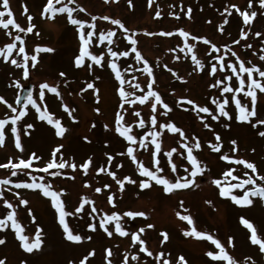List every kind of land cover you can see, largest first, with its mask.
Listing matches in <instances>:
<instances>
[{"label":"rangeland","instance_id":"obj_1","mask_svg":"<svg viewBox=\"0 0 264 264\" xmlns=\"http://www.w3.org/2000/svg\"><path fill=\"white\" fill-rule=\"evenodd\" d=\"M66 2V0H65ZM45 0H10V7L14 13V18L22 27L27 26V15H32V23L36 25L33 33H20L25 41L26 51L31 55L33 49L37 46L52 47L55 51L52 53L41 52L38 55V63L35 68L31 67L29 62L30 76L28 80H23L22 69H17L9 63H5L0 59V96L4 97L8 102L15 101L20 96L21 89L28 85H32L33 98L37 103L46 106L49 112L53 113L56 118H60L62 123L68 128V132L64 137H56L54 129L47 125L46 122L40 121L38 114L30 105L27 106V115L23 117L17 124L21 137V143L24 152L21 153L14 146V137L10 133V125L5 126V144L0 147V163H6L11 157L15 162L17 158H27L32 152L37 153L42 159L34 162V167H42L49 159L52 150L59 144H63L61 149L64 159L73 161L78 165L89 156L93 158V165L89 168L88 175L84 176L82 170L73 172L72 169L66 168L61 170L63 174L50 177L42 172H35L34 175L45 176V182L51 181L54 190H65V195L61 198L65 201V207L68 211H73L82 196H87L94 201L98 213H111L117 211L123 213L129 210L144 211L146 219L137 217L134 220L127 217L122 218V224L129 232L137 230L148 223L154 225V228L147 229L142 235L146 241V246L153 252V257H148L144 253L139 252V246H133L130 236L121 237L114 232L112 237H108L102 230L91 232L87 228L90 217L87 215L89 206L85 205L84 211L78 217H69L70 226L81 235H91L92 240H84L81 244H71L64 240L62 230L58 226L55 210L51 207L50 198L43 197L39 190L15 189L13 185L4 187V198L16 205L17 198L14 193L19 191L21 197L29 200V205L17 206V218L25 229L26 235L30 237L34 235L36 226L39 225L43 229L42 239L44 244L41 250L34 251L32 254L25 253L19 247V241L15 237L14 231L9 228L0 232V237L5 238L6 243L0 245V258L5 259V264H79V260L83 258L89 251L95 250V255L89 257L86 264H106L105 249L111 248L113 256L111 257L113 264H121L123 256L129 255V264H156L155 256L159 252H164L165 259L170 264H176L180 255L185 256L189 264H216L205 256V252L209 250L218 251L209 241L183 236V230L189 226L187 222L180 220L176 213L191 214L194 218L195 226L198 230L208 232L218 238L225 245L230 255L238 261V264H245L246 257H252L256 264H264V254L258 253V246L252 245L248 240V230L239 223V217L243 215L250 219L258 228V231L264 234V203L259 198H253L254 204L251 207L240 208L231 203L230 200L218 196V189L212 180L222 178V172L229 167H234L236 172L234 175L243 177L246 169L240 165H229L226 161L220 159L221 155H230L237 158H244L257 164L260 174H264V137L258 135V131H264V126L252 128L246 123L235 120L234 104L230 103L228 111L233 115L232 120L221 118L219 121H213L207 114H199L204 116L205 120L211 125L210 129L203 127V122L199 119L196 112L191 110L188 105H179L177 100L180 97H188L193 99L202 106L214 108L211 104L212 98H220L217 89L209 88L208 85L213 83L214 78L207 75V68L211 61L210 56H206L205 45L202 42L197 43L198 58L205 62V72H193L194 65L189 58H185L183 53L169 52L168 49L175 48L181 43V38L177 35L172 37H163L159 35L146 36L144 31L159 33L160 31H174L183 28L192 34L205 36L212 42L221 47L224 52L227 48L236 51L237 54L245 61H250L258 66H264V61L259 56L264 54V35L259 37L252 35L257 31L264 34V9L260 8L258 0H253V9L258 15L253 21L250 28L242 23V18L231 9V15L224 11L230 5L235 4L241 11L249 10L247 8L248 0H152L149 6L148 0H133L130 8L127 0H118V2L105 3L104 0H76L86 9L84 13L76 12L74 16L90 21V15L110 16L120 19L126 27L137 32L138 50L149 60L153 67L156 83L154 89L162 96L163 100L169 104L172 111L167 116L163 115V109L158 106L156 113L159 123L174 122L189 137V142H193L191 138L194 136L199 139L201 148L194 150L201 161L202 166L206 165V171L202 176L198 175L196 184L199 187H190L185 190H176L172 194H165L162 186L155 185L151 189L141 190L138 183L135 185L125 184L123 191L112 180L107 173H97L95 168L104 166L106 162L105 153L114 156L110 170L117 173V178L122 179L123 176H131L138 182L141 179L136 171V166L126 155L125 142L122 138L114 135L111 131L103 129L104 124H108L111 128L114 123L115 112L118 111V95L116 93L117 82L114 80L110 69L107 67L99 68L93 65V70L89 72L86 67L77 69L74 65V57L78 54L79 41L75 26L70 25L67 21L66 14H57L54 20L43 19L40 11ZM28 8V13L23 12L24 7ZM59 6V5H57ZM75 7V4L70 5ZM192 9L191 19L184 13L188 8ZM2 10V8H0ZM160 12L161 15L156 17L155 13ZM169 13L178 14L170 15ZM223 14V15H222ZM227 17L229 23L224 25V31L218 30V25L222 24L223 19ZM7 19V17H5ZM97 31H108L110 28L116 29L115 43L112 45L114 50H129L127 41L122 36V30L117 26L111 25L108 21L97 20ZM241 29L249 31L247 40H241L239 32ZM9 30L16 34V30ZM87 30V29H86ZM4 30L0 28V47L4 43L10 42L9 37L5 35ZM38 31L39 36L35 35ZM233 40H240V44H233ZM191 42V41H190ZM106 43V42H105ZM251 44V48L245 47V44ZM227 45V48L223 46ZM19 46V43H18ZM105 45L96 46L95 41L90 47V51L99 54L105 51ZM209 51H211L209 49ZM15 56V51L13 53ZM181 56L180 60L172 59L173 56ZM134 54H130L128 58H121V67L126 66L124 60L128 64H133L135 68L142 67L136 64ZM108 59L105 55V61ZM228 59V57H226ZM234 60V58H232ZM90 62L86 58V64ZM167 65L172 68L177 75L182 76L183 80H177L164 67ZM63 71L66 75L61 77L59 73ZM127 77L137 76L141 86L144 87L146 74L139 72H130L125 74ZM99 77V79H97ZM221 78V73L216 74L215 79ZM14 79H19L23 87L16 89L12 84ZM42 82L58 87L61 93L57 97L53 93L46 91L45 98L40 101L38 98V86ZM93 83L99 89V103H97L92 90L89 89L81 93L80 89L86 87L87 83ZM234 83V82H233ZM139 94V93H138ZM228 95V94H225ZM242 102H247L243 100ZM67 104L70 109H75L74 115L78 117V122L73 123L64 111L62 105ZM18 109L24 107L14 105ZM99 107L101 114L97 115L93 109ZM189 109V110H185ZM9 110L4 104H0V118ZM258 116L264 118V95H259L257 105ZM150 109L141 106V115L147 120ZM126 120L131 117L126 116ZM26 123H33L35 127L25 133L24 127ZM95 124V128L92 124ZM228 124L229 127H224ZM144 130L134 127L133 132L137 136L141 135ZM214 133L221 136V152H213L209 147V143H215ZM88 136L91 143L83 141L82 137ZM235 139L238 144V151H231L232 145L230 141ZM105 140L108 141L107 146ZM162 152L158 158L160 165L164 171L162 175L169 179L173 178L167 163V157L164 152L171 147L179 149L178 134H173L164 130L161 137ZM254 150V151H253ZM119 153H125L120 155ZM137 157L142 160L145 166H151L152 159L148 151L138 150ZM59 158V154H58ZM173 162L178 165V173L183 175V164L187 162L183 157L173 154ZM117 164L123 165L117 167ZM53 171V170H50ZM74 176L75 179L71 177ZM9 178L13 181L17 179L29 180L23 173L19 177H11L8 169H0V178ZM87 180L91 187H84V181ZM231 180V178H229ZM235 183V181H231ZM107 183L110 188L104 189L103 185ZM259 183V181H258ZM95 187H101L102 191L96 193ZM12 188V191H7ZM236 194H242L241 190H235ZM111 194L114 197L116 207L113 208L107 202V196ZM212 201L211 204L206 201ZM183 201V208L180 202ZM30 208L32 214L36 217L33 222L28 216L25 208ZM184 209H188L184 213ZM4 210L2 200H0V213ZM110 230H114V225H109ZM161 232H167L169 240L162 241ZM233 237L234 246L227 244V238ZM139 255V261L131 260V255ZM225 264V262H220ZM250 264V262H249Z\"/></svg>","mask_w":264,"mask_h":264},{"label":"snow or ice","instance_id":"obj_2","mask_svg":"<svg viewBox=\"0 0 264 264\" xmlns=\"http://www.w3.org/2000/svg\"><path fill=\"white\" fill-rule=\"evenodd\" d=\"M105 3H109L110 0H104ZM111 2H118V0H111ZM260 8L264 9V0H258ZM129 7H132L133 0H127ZM149 6L152 4V0H148ZM75 4V7L70 5ZM59 5V6H57ZM0 28L8 30L5 35L10 39V42H6L0 47V59L3 62L9 63L15 66L17 69H22L23 80H28L30 76L29 72V62H31V67L35 68L38 63V55L43 53H52L55 50L52 47L37 45L33 49V53L30 55L25 48V41L20 33H33L36 25L32 23L33 16L27 15V26L22 27L16 22L14 18V13L10 7V0H0ZM247 8L249 10L241 11L237 5L232 4L224 11L231 15V9L235 11L242 18V23L245 26L252 25L253 21L257 17L258 13L253 9V0H248ZM86 9L80 4L76 3V0H45L42 5L40 16L43 19L54 20L57 14H66L67 21L70 25L75 26V30L78 35L79 48L78 54L74 57V65L77 69L85 68L91 72L93 70V65L110 69L114 80L117 82L116 93L118 95V111L114 115V123L110 128L108 124H104L102 127L105 131H111L114 135L122 138L125 142L126 155L130 158L131 162L136 166V171L140 177L146 179H141L139 182L133 179L131 176H123L122 179L117 178V173L110 170V165L114 159V156L110 153H105L106 162L104 166L95 168L97 173H107L108 176L115 181L116 185L119 186L120 191H123L125 184L135 185L138 183V187L141 190L151 189L153 182L155 185L162 186V191L165 194H172L176 190H185L190 187H199L196 184V178L198 175L202 176L206 171V165L202 166L201 161L198 159L197 155L194 154V150L201 148V143L198 138L192 137L193 142H189V137L185 132L178 127L174 122L159 123L157 119L158 106L162 108L163 115L167 116L172 108L166 103L160 93L154 89V84L156 83V78L154 76L153 67L150 65L149 60L146 59L140 50H138V39L137 32L135 30H130L125 24L118 18H112L110 16L104 15L97 17L96 15H90V21L76 18L74 13H84ZM25 14L28 13V8L25 6L23 9ZM192 9L189 7L184 13L189 19H191ZM170 15H176L179 19L178 14L169 13ZM156 17L161 15L160 12L155 13ZM223 15V14H222ZM7 17V19H5ZM108 21L111 25L117 26L118 29L122 30V36L127 41L129 50H114L112 45L115 43L114 37L116 36V29L110 28L108 31H97V20ZM229 20L227 17L223 19L222 24L218 25V30L220 32L224 31V25H227ZM15 29L16 34L9 28ZM87 29V30H86ZM39 32L36 31L35 35L39 36ZM146 36L159 35L163 37H172L177 35L181 38V43H179L175 48L168 49L169 52H177L184 54L185 58H189L194 65L193 72H205V62L198 58L197 55V43L202 42L205 45L204 52L206 56L211 57V61H216L215 63L209 62L206 74L213 77V83L209 84V88L217 89L220 94V98H212L211 104L214 108L209 106H202L198 104L193 99L188 97H180L177 100V104L183 106L188 105L191 110L196 112L199 119L203 122L205 120L204 116L199 114H207L213 121H219L222 117L227 120H232L233 115L227 110L230 103L234 104L235 108V120L241 123H246L252 128H257L258 126H264V118L258 116L257 105L259 95H264V66H258L250 61H245L242 59L236 51L231 48H227L226 51L222 52L221 47H218L216 43L212 42L209 38L205 36L195 35L183 28H178L174 31H160L159 33L144 31ZM254 36L264 35L257 31L252 33ZM241 40H247L249 36V31L241 29L239 32ZM97 47L104 44L105 51H101L99 54H94L90 51V47L93 42ZM191 41V42H190ZM106 42V43H105ZM19 43V46H18ZM233 44H240V40H233ZM245 47L251 48V44H245ZM209 49L211 51H209ZM15 51V56L13 55ZM130 54H134V61L136 64H141L142 67L135 68L133 64H128L127 60H124L126 66L121 67V58H128ZM105 55L108 59L105 61ZM228 57V59H226ZM86 58L88 61L86 64ZM234 58V60L232 59ZM174 60H180L181 56L175 55L172 57ZM261 61H264V54L259 56ZM167 71L171 73L177 80H183L184 78L177 75L172 68L164 65ZM130 72H139L141 74H146V80L144 81V87L141 86V82L138 81L137 76L132 75L130 78L125 74ZM220 72L221 78L215 79L216 74ZM61 77L66 74L61 71L59 73ZM99 79V77H97ZM234 82V83H233ZM10 86L16 89H21L23 85L19 79H14ZM91 89L97 103H99V89L91 82L86 84V87L80 89L81 93L86 92ZM53 93L57 97H60L61 93L57 86L50 85L47 82H42L38 86V98L43 101L45 98V93ZM139 93V94H138ZM228 94V95H225ZM247 100V102H242ZM23 103L24 107L19 109L14 105H19ZM0 104H4L9 110L4 114L3 118H0V147L5 144V126L10 125V133L14 139V146L21 153L24 152V147L21 143V137L18 131V122L27 115L28 108L30 105L32 109L38 114V119L42 122H46L54 129V135L56 137H64L68 132V128L62 123L60 118H56L53 113L49 112L46 106L37 103V100L33 98V92L29 90L24 96L23 101L19 96L16 97L15 101L10 103L4 97L0 96ZM141 106H146L150 109V114L147 120L141 115ZM64 111L67 113L68 117L73 123L78 122V117L74 115L75 109H70L67 104L62 105ZM186 111L189 109H185ZM93 111L97 114H101V109L96 107ZM126 116L131 117V120H126ZM95 124L92 127L95 128ZM147 126V130L143 131L141 135L137 136L134 134V127L144 130ZM35 127L33 123H26L24 127L25 133ZM203 127L210 129L211 125L207 122H203ZM224 127H229L225 124ZM164 130L169 133L178 134L179 137V149L177 147H171L169 150L164 152V155L168 158L167 163L169 165L170 171L173 174V178L169 179L167 176L162 175L164 171L163 167L160 165V160L158 158L159 154L162 152V140ZM260 137H264V131H258ZM215 143L210 142L209 147L213 152H221V136L218 133H214ZM83 141L86 143H91V139L88 136L82 137ZM108 141L105 140V145L107 146ZM232 145L231 151L233 153L238 151V144L235 139L230 141ZM64 147L63 144L57 145L50 154V159L42 167H34L35 161H40L42 158L35 152H32L27 158H17L14 162L11 157L7 159L6 163H0V169H8L10 171L11 177H19L20 173H23L25 177L29 180L17 179L13 181L7 177L0 178V200H2L4 210L0 213V232L11 228L14 231L15 237L19 241V247L28 254H32L34 251H39L44 244L43 229L37 225L34 235L31 237L24 234L25 229L21 222L17 218V206L29 205V200L21 197L19 191L14 193L17 198V203L14 205L8 199L4 198V187L13 185L15 189H27V190H39L40 194L45 198H50L51 207L55 210L56 219L58 226L62 230V236L64 240L70 242L71 244H81L84 240L91 241V235H81L76 232L72 226H70L69 217H78L85 209V205L89 206L87 215L90 217V221L87 223V228L91 232H97L102 230L108 237H112L114 232L121 237L130 236L133 246H139V252L146 254L148 257H153V252L146 246L145 239L142 235L145 233L146 228L152 229L154 225L151 223L146 224L143 227H139L137 230L129 232L122 224V218L127 217L129 219H135L137 217H146L144 211L129 210L122 214L117 211H112L109 213H98V209L95 207L93 200L87 196H82L78 202V206L74 208L73 211L66 210L65 201L61 198L64 196L65 190H54L51 181L45 182V176L34 175L35 172H42L50 177H56L61 174V170L69 168L73 172L82 170L84 176L88 175L89 168L93 165V158L89 156L87 159L83 160L79 165L73 161L64 159L61 149ZM148 151L152 164L151 166H145L142 160L137 157L138 150ZM254 151V150H253ZM59 154V158H58ZM124 155L125 153H119ZM173 154H177L183 157L187 162L183 164V175L178 173V165L173 162ZM220 159L226 161L229 165H240L243 166L246 171L243 172V177L240 175H234L236 169L234 167H229L226 171L222 172V178L213 179L211 182L218 189V196L231 201L237 207L246 208L251 207L254 204L253 198H259V200L264 203V174H260L258 166L255 162L244 159L237 158L230 155H221ZM123 165L117 164V167H122ZM53 170V171H50ZM75 179L74 176L71 177ZM231 178V180H229ZM235 181V183L231 182ZM259 181V183H258ZM84 187H91L90 183L85 180ZM104 189L110 188V185L105 183L103 185ZM241 190L242 194H236L235 190ZM7 191H12V188H7ZM94 191L100 193L102 191L101 187H95ZM107 202L112 205L113 208L116 207L113 195L109 194L107 196ZM206 203L211 204L212 201H206ZM180 207L183 208V201L180 202ZM28 216L31 217L32 221L36 220V217L32 214L30 208H25ZM188 209H184V213H187ZM177 217L187 222L189 226L186 230H183L184 237L203 239L209 241L214 245L215 249L218 251L209 250L205 252L210 261L220 264V262H225V264H238V261L230 255L229 251L226 249L225 245L216 238L214 235L198 230L194 223V218L191 214H182L181 212L176 213ZM239 223L248 230V240L252 245L258 246V253L264 254V234L258 231L257 226L248 218L243 215L239 217ZM109 225H114V230H110ZM163 242L169 240V235L167 232L160 233ZM6 243L5 238L0 237V245ZM227 244L229 246H234V240L232 236L227 238ZM95 255V250L89 251L82 259L79 260V264H86L89 257ZM113 256V251L111 248L105 249V261L106 264H113L111 257ZM165 253L159 252L155 256L156 264H170L168 259L164 258ZM140 257L137 254L131 255V260L139 261ZM256 264L252 257L245 258V264ZM0 264H5V259L0 258ZM24 264V262H22ZM68 264H73L69 261ZM121 264H129V255L126 253ZM176 264H189V261L185 256L180 255L176 261Z\"/></svg>","mask_w":264,"mask_h":264},{"label":"water","instance_id":"obj_3","mask_svg":"<svg viewBox=\"0 0 264 264\" xmlns=\"http://www.w3.org/2000/svg\"><path fill=\"white\" fill-rule=\"evenodd\" d=\"M29 90L32 91V85H28V86L23 87V88L21 89V93H20V96H19V97L21 98V101H23L24 96H26V94H27V92H28ZM21 104H22V103H21ZM21 104H19V105H21Z\"/></svg>","mask_w":264,"mask_h":264}]
</instances>
